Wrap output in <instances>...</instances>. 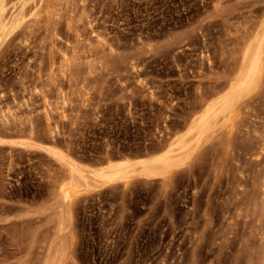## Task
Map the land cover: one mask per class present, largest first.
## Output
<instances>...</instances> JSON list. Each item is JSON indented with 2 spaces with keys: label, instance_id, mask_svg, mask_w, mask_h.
Masks as SVG:
<instances>
[{
  "label": "rangeland",
  "instance_id": "1",
  "mask_svg": "<svg viewBox=\"0 0 264 264\" xmlns=\"http://www.w3.org/2000/svg\"><path fill=\"white\" fill-rule=\"evenodd\" d=\"M260 34L264 0H0V264H264Z\"/></svg>",
  "mask_w": 264,
  "mask_h": 264
},
{
  "label": "bare ground",
  "instance_id": "2",
  "mask_svg": "<svg viewBox=\"0 0 264 264\" xmlns=\"http://www.w3.org/2000/svg\"><path fill=\"white\" fill-rule=\"evenodd\" d=\"M76 22V21H75ZM254 22V21H253ZM72 26H73V24H71ZM72 26H71V29H72ZM76 26V25H75ZM252 32V31H251ZM261 35V34H260ZM78 36V35H77ZM76 36V37H77ZM264 37L261 35L258 39H257V41H256V45L251 49V51H250V55H251V60H253L254 62L255 61H257V57H258V55H259V53H260V51H261V47H262V43H263V41H264V39H263ZM76 45V44H75ZM79 50V49H78ZM71 51V50H70ZM73 52H75V53H72L73 54V56H72V54H71V58L69 59L70 60V62H69V64H70V66L72 65V63H74L75 64V60H76V50H75V47H74V50H73ZM65 53V52H64ZM67 53H68V51H67ZM80 53V52H79ZM62 55H63V53H62ZM65 55V54H64ZM66 56V55H65ZM67 56H68V54H67ZM63 57V56H62ZM80 57V56H79ZM64 60H66V59H64ZM252 61V62H253ZM56 62V61H55ZM67 62V61H66ZM251 62V61H250ZM252 62H251V64H252ZM256 63V62H255ZM55 64V63H54ZM67 64H68V62H67ZM68 64V65H69ZM250 64V65H251ZM250 65H249V67H250ZM56 67V66H55ZM247 69V68H246ZM55 71V70H54ZM255 72V71H254ZM256 73V72H255ZM245 74V73H244ZM249 75V74H248ZM251 76V75H250ZM249 76V77H250ZM253 76V75H252ZM252 76H251V78H252ZM243 77V76H242ZM249 77H248V79L247 78H245L244 80L242 79V81H244V82H242L241 84H242V88L245 86V85H247L248 84V80H249ZM248 81V82H247ZM241 82V81H240ZM239 84V83H238ZM237 84V85H238ZM236 85V86H237ZM239 87V86H238ZM241 87V86H240ZM236 88V87H235ZM234 88V89H235ZM220 90V89H219ZM239 90V89H238ZM233 93H234V91H232ZM231 93V92H230ZM236 93V92H235ZM233 96V95H232ZM230 99V98H229ZM231 99H232V97H231ZM230 99V100H231ZM209 101V100H208ZM229 101V100H228ZM228 103V102H227ZM220 104V103H219ZM229 108H233V104L232 103H230L229 104ZM228 110V109H227ZM209 112V111H208ZM46 113V112H45ZM203 114V113H202ZM206 114V113H205ZM205 114L204 115H202V117L204 116V119L206 118L205 117ZM48 115V114H47ZM208 115H209V113H208ZM50 116V115H49ZM208 117V116H207ZM203 121V120H202ZM9 123V122H8ZM6 124V123H5ZM23 127V126H22ZM203 128V127H202ZM22 129V128H21ZM186 144V143H185ZM253 151V150H252ZM72 181V180H71ZM74 183V182H73ZM70 184H72V183H70ZM63 185V184H62ZM62 187V186H61ZM75 189V187L74 186H72V185H67L66 186V189L65 190H67V191H73ZM63 193H65V192H62V194ZM72 194V193H71ZM70 195V194H69ZM61 248V247H60Z\"/></svg>",
  "mask_w": 264,
  "mask_h": 264
}]
</instances>
